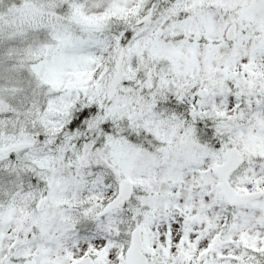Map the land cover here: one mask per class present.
Segmentation results:
<instances>
[{"label":"snow or ice","instance_id":"obj_1","mask_svg":"<svg viewBox=\"0 0 264 264\" xmlns=\"http://www.w3.org/2000/svg\"><path fill=\"white\" fill-rule=\"evenodd\" d=\"M0 264H264V0H0Z\"/></svg>","mask_w":264,"mask_h":264}]
</instances>
